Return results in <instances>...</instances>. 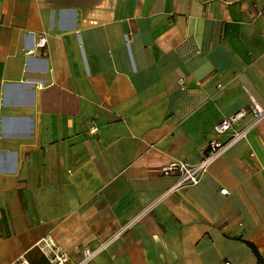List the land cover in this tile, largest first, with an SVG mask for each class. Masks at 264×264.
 Here are the masks:
<instances>
[{
    "label": "crops",
    "instance_id": "crops-1",
    "mask_svg": "<svg viewBox=\"0 0 264 264\" xmlns=\"http://www.w3.org/2000/svg\"><path fill=\"white\" fill-rule=\"evenodd\" d=\"M251 97L264 110V0H0V264L83 247L88 264H260ZM238 112L224 139L244 134L170 190L160 168Z\"/></svg>",
    "mask_w": 264,
    "mask_h": 264
},
{
    "label": "built area",
    "instance_id": "built-area-1",
    "mask_svg": "<svg viewBox=\"0 0 264 264\" xmlns=\"http://www.w3.org/2000/svg\"><path fill=\"white\" fill-rule=\"evenodd\" d=\"M128 35L129 34H126V37L129 38ZM37 39L38 46L42 47L45 45V39L43 36H39ZM178 79L179 83L182 85L184 79L182 77ZM250 100V110L254 114L256 120L255 123H257L263 118L264 110L254 98L251 97ZM242 114L243 112H238L232 116L222 117L220 122L214 125L212 137L207 140L205 146L200 150L197 161L193 164L178 160L169 162L160 168L159 173L161 175H175L177 177L175 185H173L170 190L193 186V184L200 181V179L208 172L210 165L222 155L223 150L233 143L239 136L244 134V132H236L231 134L229 138L224 139L225 133L233 128L237 118ZM219 192L221 195L229 193L226 187L220 189ZM96 252L97 250L95 249L92 250L88 247H83L78 261L69 264H88L93 259ZM45 254L51 264H68V258L60 251L53 250L49 253L45 252ZM222 264H230V261L225 260Z\"/></svg>",
    "mask_w": 264,
    "mask_h": 264
},
{
    "label": "trees",
    "instance_id": "trees-1",
    "mask_svg": "<svg viewBox=\"0 0 264 264\" xmlns=\"http://www.w3.org/2000/svg\"><path fill=\"white\" fill-rule=\"evenodd\" d=\"M246 243L250 247V249L252 250V252H255V255L257 256V262H259L260 264H264L263 258L261 257L260 253L256 249L255 245H253L250 242H246Z\"/></svg>",
    "mask_w": 264,
    "mask_h": 264
}]
</instances>
